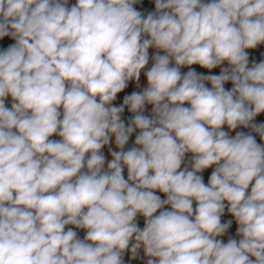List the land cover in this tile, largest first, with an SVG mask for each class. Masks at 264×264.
I'll list each match as a JSON object with an SVG mask.
<instances>
[{
	"label": "clouds",
	"instance_id": "clouds-1",
	"mask_svg": "<svg viewBox=\"0 0 264 264\" xmlns=\"http://www.w3.org/2000/svg\"><path fill=\"white\" fill-rule=\"evenodd\" d=\"M136 3L0 0V264H264V0Z\"/></svg>",
	"mask_w": 264,
	"mask_h": 264
},
{
	"label": "crops",
	"instance_id": "crops-1",
	"mask_svg": "<svg viewBox=\"0 0 264 264\" xmlns=\"http://www.w3.org/2000/svg\"><path fill=\"white\" fill-rule=\"evenodd\" d=\"M12 43H15V41L13 39H11L10 37H6L3 40H0V51L5 50L6 47L9 44H12ZM246 51L248 52V55H249V67H251L253 63H259L262 60H264V44L258 45L255 49H247ZM156 52H157V50L155 48H150L149 49V64L146 66V68L144 70H142L141 78H140L139 83L137 84L134 81L130 82L128 88H126L122 93H119L118 96H117V100H115L113 103L119 105V104H121L123 102V96L124 95L130 94L132 91H137V92L142 91L144 89V87L147 86V80H146V76L144 75V72H146L147 69L151 67L152 63L154 62L152 60V56ZM160 54L163 55L164 53L161 52ZM191 67L194 68L198 73L219 74L221 67H229V66H228L227 62H225L220 67L212 69L211 72H209V70H207V69L201 68L199 65H193ZM188 70L189 69L187 67H184V68L181 69L182 73H186ZM208 86L210 87L211 85L209 84ZM225 87H226V89H230L232 87L231 82H228L225 85ZM5 103H6V106L10 108L11 107V103H12L11 97H8L7 100L5 101ZM132 115L133 114L130 113L127 108H125V111L122 114V119L125 121L126 125H127L128 121H129V119L131 118ZM144 115H147V116L151 117L152 112H151V106L150 105H146V108H145V111H144ZM254 122L257 123V124L264 123V113H261L260 115H258L255 118ZM225 130L227 131L228 129L225 127ZM237 131L253 135L258 143H260V141H261L259 134L253 132L250 128L238 127L235 131L230 132V135L234 136L235 132H237ZM136 134H137V132L133 133L132 137L129 140V143L125 146V150H128L129 148L134 146V140H135V135ZM50 139L59 140L61 138L56 136V135H53L52 137H50ZM113 141H114V137H113ZM109 147H111L113 150H117V151L119 149L115 148L114 143L112 145H110V146H106L105 147V149L103 151H104L106 157L108 159H111V156L109 155V152H108ZM191 156H192L191 153L186 154L185 162L182 165V168L183 167H189V169L191 168V164H190ZM106 167H107V165H105V168ZM214 167L215 166H213V167H211L209 169H206L203 173H201L205 183L208 182V178L210 177V174H211L212 170L214 169ZM124 176H125V178H127V169L126 168L124 170ZM156 194L161 196L162 199L166 198V195L161 193V192H159L158 190L156 191ZM194 207H195V203H194ZM166 208H170V206H166ZM229 219H232V217L228 214V218L227 219H222V222H225V221H227ZM137 222H138L139 226L141 228H143V226H144V218L142 216H138L137 217ZM73 230L77 231L78 237L80 239H83V237L86 234L85 231L82 230V229H73ZM235 232H236V223L233 220L232 227L228 230V232L224 236L218 237V239H222L225 243L227 242V238H230V237L231 238H235L237 240L241 239V237L236 236ZM130 257H131V252L127 251L125 253V255H124L125 264H146L147 257L144 254L143 248H141L139 250V255L137 256V258L135 260L130 259Z\"/></svg>",
	"mask_w": 264,
	"mask_h": 264
},
{
	"label": "built area",
	"instance_id": "built-area-1",
	"mask_svg": "<svg viewBox=\"0 0 264 264\" xmlns=\"http://www.w3.org/2000/svg\"><path fill=\"white\" fill-rule=\"evenodd\" d=\"M76 0H69L68 6L71 7L74 5ZM134 7L140 11L144 16H147L149 12H154L155 11V0H137V3L134 5ZM260 143H264V141H260ZM228 218V213L227 211L225 212V215L222 217V219H227ZM67 227H73L71 225ZM66 227V229H67ZM75 229V228H73ZM229 238H227L228 240Z\"/></svg>",
	"mask_w": 264,
	"mask_h": 264
}]
</instances>
